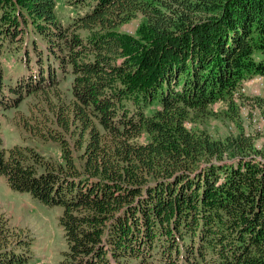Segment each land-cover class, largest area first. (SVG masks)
Returning <instances> with one entry per match:
<instances>
[{"label": "trees", "instance_id": "obj_1", "mask_svg": "<svg viewBox=\"0 0 264 264\" xmlns=\"http://www.w3.org/2000/svg\"><path fill=\"white\" fill-rule=\"evenodd\" d=\"M256 76L264 0H0V111L25 139L0 130V177L62 207L60 264H264ZM8 223L0 264H29Z\"/></svg>", "mask_w": 264, "mask_h": 264}, {"label": "rangeland", "instance_id": "obj_2", "mask_svg": "<svg viewBox=\"0 0 264 264\" xmlns=\"http://www.w3.org/2000/svg\"><path fill=\"white\" fill-rule=\"evenodd\" d=\"M57 13L63 22L70 20V12L66 9H57ZM142 22V16L138 15L129 23L122 25L121 30L127 33H135L137 27ZM13 59H8L7 67H12ZM257 77V76H256ZM252 78L241 88L245 93L261 98L256 103L253 115L254 121L245 119V127L254 133L259 134V144L264 145V77L261 79ZM220 104L215 106V110ZM25 108V107H23ZM246 112V111H245ZM6 113V112H5ZM14 109L3 114L0 111V130L6 147L10 148L15 144L24 142V135L14 124ZM247 114V112H246ZM243 113V115H246ZM206 126L211 129L217 137L226 133H236V128L222 116L210 117ZM206 121V122H207ZM56 153V149H50ZM0 212L4 217H8L11 229L20 230L25 238L33 241L32 260L29 264H60L62 253L67 245L64 239L63 230L59 223L62 207L60 205H46L34 198L28 192L16 191L9 187L5 176L0 177Z\"/></svg>", "mask_w": 264, "mask_h": 264}, {"label": "bare ground", "instance_id": "obj_3", "mask_svg": "<svg viewBox=\"0 0 264 264\" xmlns=\"http://www.w3.org/2000/svg\"><path fill=\"white\" fill-rule=\"evenodd\" d=\"M262 77H264V76H257L256 78L261 79Z\"/></svg>", "mask_w": 264, "mask_h": 264}]
</instances>
